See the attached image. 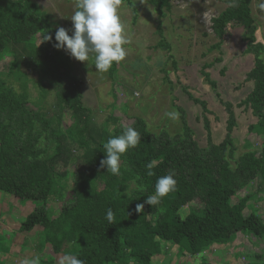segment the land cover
I'll use <instances>...</instances> for the list:
<instances>
[{
  "label": "trees",
  "instance_id": "1",
  "mask_svg": "<svg viewBox=\"0 0 264 264\" xmlns=\"http://www.w3.org/2000/svg\"><path fill=\"white\" fill-rule=\"evenodd\" d=\"M143 1L159 17L170 9V0ZM215 1L226 5L211 19V31L219 40L216 47L228 24L243 27L242 39L247 44L244 52L253 55V66L245 77L251 90L239 106L249 109L256 119L248 125L249 131L264 135V62L260 57L264 51L255 43L250 0ZM123 2L131 4L130 0ZM55 32L48 14L31 0H0V59L4 54L11 56L5 75L0 72V156L6 161V172L0 174V192L34 205L19 224V232L29 233L38 227L39 251L52 243L55 252L77 254L85 264H155L154 260L163 254L162 246L171 240L186 251L175 264H210L204 253L213 246L235 247V237L244 233L250 236L252 255L264 264L259 246L264 244V217L254 213L255 208L245 213L251 179L258 175L264 183V142L260 150L245 153L230 165L234 152L230 135L236 124L231 105L224 103V137L218 143L208 138L204 148L194 140L184 121L183 134L170 136L165 131L151 133L137 119L134 126L141 134L140 144L122 156L121 175L114 176L106 167H100V161L106 158L102 145L111 136L121 135L125 128L116 118L111 131L91 122L89 111L79 100V85L70 74L66 57L54 47ZM43 34L50 35L51 40L43 41ZM202 73L215 88V82ZM32 74L39 84L43 79L60 85V94L49 110L36 106L33 111L28 107L27 85ZM5 76L18 82V90ZM189 97L202 107L207 124L205 114L210 112L206 103ZM65 112L74 130L62 124ZM73 159L78 182L72 187L71 198L64 200L58 214L51 217L48 201L64 197L67 186L62 182ZM150 162L154 165L153 176L147 175L146 165ZM169 172L176 174V191L163 197L158 205L144 203L154 194L157 178ZM241 191H245L244 198L238 197ZM141 203L144 208L137 213L136 205ZM187 205V214L182 218L178 211ZM108 208L115 214L112 223L106 219ZM242 244L237 245V254L243 252ZM192 257H201V261L195 262ZM240 260L247 264L243 257Z\"/></svg>",
  "mask_w": 264,
  "mask_h": 264
},
{
  "label": "rangeland",
  "instance_id": "2",
  "mask_svg": "<svg viewBox=\"0 0 264 264\" xmlns=\"http://www.w3.org/2000/svg\"><path fill=\"white\" fill-rule=\"evenodd\" d=\"M31 1L48 14L55 31L59 27L72 28L70 17L77 0ZM130 3L123 2L119 8L129 40L125 46L128 55L116 64L112 74L96 71L94 58L81 62L64 49L59 51L61 56L66 57L70 74L79 85V100L89 111L91 122L111 131L115 126L114 118L119 120L118 124L122 128H135V121L139 119L153 134L165 131L170 136H181L184 121L194 140L204 148L208 144V138L218 143L227 132L224 103H228L236 121L230 135L234 149L232 158L229 159L230 165L233 166L241 155L260 150L264 135L255 130L249 131L248 125L256 119L249 109L239 106V102L251 90V84L245 82V77L253 66V55L244 52L247 44L242 39L243 27L228 24L218 47L216 44L219 40L214 37L210 28L211 19L224 10L226 5L215 0H170V9L159 17L153 7L143 0H130ZM259 3L260 0H250L249 6L256 28L255 43H259L264 51V11L259 10ZM205 15L209 16L208 20ZM71 34L69 31V35ZM39 42L38 37L37 43ZM160 42L163 44L160 45ZM260 57L264 62V52ZM10 61V55L4 54L1 57L0 72L3 75L7 72L6 64ZM202 71L215 82V88L206 81ZM7 81L18 90L16 80L7 78ZM27 89L30 94L28 107L33 111L36 106L49 110L61 91L60 85L53 81L41 79L39 84L34 74L31 75ZM189 94L206 103L210 112L205 114L207 124L202 107L192 101ZM173 110L182 115L178 121L165 116L166 112ZM62 124L70 125L71 130L75 129L67 112L63 115ZM73 163L74 159L62 182H66L67 186L63 192L64 197L48 201L47 208L51 217L58 214L64 200L71 198L72 187L78 182ZM5 172L6 161L0 156V174ZM248 191L251 197L246 201L248 207L245 213L255 208L257 211H252L260 212L264 217V183L258 175L251 179ZM244 195L245 191H241L238 197L244 198ZM235 201L237 199H233ZM189 205L193 206L194 203ZM189 205L178 211L182 218L187 214ZM33 208L31 202L23 204L13 196L0 192V264H20L22 259L34 256H39L40 261L41 258L44 259L40 264H58L62 255L55 252V244L46 243L41 252L36 247L40 241L38 227L29 233L18 230L19 224ZM242 234L238 233L235 237L232 243L235 247L226 249L213 246V250L204 255L202 253L203 257L210 264H245L240 260L241 257L247 264H260L259 259L251 253L249 246L252 242L248 241L250 236ZM241 242L244 250L242 254H237L240 252L237 245ZM175 244L173 240L164 244L163 254L154 263L175 264L180 260L186 251L179 246L178 249ZM259 246L264 254V244ZM169 257L171 260L167 261ZM192 258L195 262L201 261V257Z\"/></svg>",
  "mask_w": 264,
  "mask_h": 264
},
{
  "label": "clouds",
  "instance_id": "3",
  "mask_svg": "<svg viewBox=\"0 0 264 264\" xmlns=\"http://www.w3.org/2000/svg\"><path fill=\"white\" fill-rule=\"evenodd\" d=\"M122 0H77L75 10L71 15L72 28L59 27L55 32L54 47L64 49L77 61L86 62L94 58L96 71L100 73L108 72L114 63H120L128 55L125 47L129 40L125 31V24L119 14ZM232 6H235L233 4ZM260 11H264V0H260L258 5ZM71 31V35H69ZM43 41L51 40V36L43 34ZM165 116L173 121H178L180 113L169 111ZM141 134L132 126L124 129L119 136H111L102 145L106 158L100 161V167L114 176L121 175L122 156L131 148L140 144ZM148 176H153L154 165H146ZM175 172L158 177L155 183V192L146 198V204L150 206L158 205L161 199L169 193L176 191L177 180ZM144 204H137L135 211L142 212ZM106 219L109 223L115 220V214L111 208L106 210ZM20 264H40V257L22 259ZM58 264H85L83 259L77 254L64 253Z\"/></svg>",
  "mask_w": 264,
  "mask_h": 264
},
{
  "label": "bare ground",
  "instance_id": "4",
  "mask_svg": "<svg viewBox=\"0 0 264 264\" xmlns=\"http://www.w3.org/2000/svg\"><path fill=\"white\" fill-rule=\"evenodd\" d=\"M206 19L208 20L209 19V16L208 15H205Z\"/></svg>",
  "mask_w": 264,
  "mask_h": 264
},
{
  "label": "crops",
  "instance_id": "5",
  "mask_svg": "<svg viewBox=\"0 0 264 264\" xmlns=\"http://www.w3.org/2000/svg\"><path fill=\"white\" fill-rule=\"evenodd\" d=\"M209 252V251H208Z\"/></svg>",
  "mask_w": 264,
  "mask_h": 264
}]
</instances>
